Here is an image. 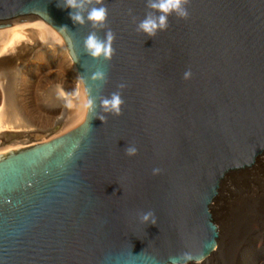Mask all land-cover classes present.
<instances>
[{
  "label": "water",
  "instance_id": "1",
  "mask_svg": "<svg viewBox=\"0 0 264 264\" xmlns=\"http://www.w3.org/2000/svg\"><path fill=\"white\" fill-rule=\"evenodd\" d=\"M104 3L96 31L114 34L109 60L87 54L94 29L64 0H0V27L40 18L66 40L96 103L68 131L0 153V264L202 260L217 250L209 206L221 180L264 151V0H189L187 18L173 12L155 36L137 30L160 15L148 0ZM114 92L121 115L101 106Z\"/></svg>",
  "mask_w": 264,
  "mask_h": 264
},
{
  "label": "bare ground",
  "instance_id": "2",
  "mask_svg": "<svg viewBox=\"0 0 264 264\" xmlns=\"http://www.w3.org/2000/svg\"><path fill=\"white\" fill-rule=\"evenodd\" d=\"M67 46L66 40L40 18L0 27V153H5V150L11 149L13 145L16 148L24 146L28 137H38L40 132H46L50 127L54 129L62 124L61 129L65 131L86 119L88 109L85 108V88L76 63L68 54ZM28 66L31 67L30 71L26 70ZM63 69L69 72L70 86L66 88L64 84L56 83L61 92L62 105L49 107L50 114L44 121H50L52 126L50 123V127L32 124L28 118L20 115L19 108L13 103L10 85H14L15 95H22L28 87V78L36 81L44 74ZM27 73L31 75L28 76ZM20 76L23 77L21 82L15 85V80ZM63 104L66 106L63 107ZM8 141H13V144L2 146ZM261 171H264V151L255 158L252 167H247L244 171L226 172L221 180L222 191L214 197L209 206L210 210H218L224 186L226 185L225 192H228L234 176L244 172L246 173L243 175L258 176ZM256 193L252 196H257ZM251 199L244 204L232 227L225 222L218 227L217 250H212L209 256L191 261L190 264H264V218H261L262 213L254 210ZM228 227L233 230L231 234L227 232ZM236 234L239 240L234 245L233 237Z\"/></svg>",
  "mask_w": 264,
  "mask_h": 264
},
{
  "label": "rangeland",
  "instance_id": "3",
  "mask_svg": "<svg viewBox=\"0 0 264 264\" xmlns=\"http://www.w3.org/2000/svg\"><path fill=\"white\" fill-rule=\"evenodd\" d=\"M28 69L30 71L31 67L28 66L26 70ZM68 73H69L68 71H65L63 69L62 71L51 72V73H48L47 75L44 74L36 81H34L33 79L30 80L31 78L30 77L28 78L29 80L28 87L26 88V91L23 92L22 95H19V94L15 95L14 85H10L11 98L13 96L12 98L13 103H15L17 105V108H19L18 110H19L20 115H22L24 118L25 117L28 118L29 122H31L32 124H37V125L43 124V125L49 126V123L51 124L50 121L44 122L46 121L45 118H47L48 114H50L49 107L56 106V105L57 106L62 105L61 92H59L60 90L57 88L56 83L64 84L66 88H69L70 86L69 77L70 76H68ZM21 78L23 77L20 76L15 80L16 81L15 85L16 83L21 82ZM56 78L57 79L59 78L58 79L59 81ZM65 106L66 104H63V107ZM69 112L67 113L70 114ZM50 126H52V124ZM62 127H63L62 124L59 125V127L54 128V129H51L50 127V129H48L46 132H40L41 135L38 137H28L27 138L28 140L24 143V146H21V147L17 146L16 148L15 145L11 146L13 144V141L5 142L2 146L10 145L12 147L11 149H20V148L35 144L37 142H41L42 140L45 141L51 137H54L58 134H61L71 129L69 128L65 131H62L61 129ZM6 151H8V149L5 150V152ZM253 164L254 162L248 167H252ZM244 173L236 175L232 178V181H230V184H229L228 192L227 191L225 192L226 185L224 186L223 193L220 197V200H221L220 207L218 208L217 211L210 210L211 214H214V219L218 227L224 224V222L225 224L226 223L230 224L232 227V225L235 222V218L239 216V212L242 210L244 204H246L251 198H252L251 201L253 202V205H254L253 208H255L254 210L262 213L263 216H261V218H264V195H262V193H264V171H261L260 173H258L259 174L258 176L243 175ZM221 186H222V182L219 188L220 192L218 193V195L222 191ZM255 192H257L256 194L261 195V196H258V195L252 196L253 193L255 195ZM257 216L258 214L256 215V217ZM231 227H228L227 229V232H230V234L233 231ZM233 239H234V245H235V243H237L239 240V237H237V234L235 235V237H233Z\"/></svg>",
  "mask_w": 264,
  "mask_h": 264
},
{
  "label": "clouds",
  "instance_id": "4",
  "mask_svg": "<svg viewBox=\"0 0 264 264\" xmlns=\"http://www.w3.org/2000/svg\"><path fill=\"white\" fill-rule=\"evenodd\" d=\"M85 3L91 4L92 0H64V7L71 8L73 11L69 13L74 23H79L81 25L86 22L91 24L92 29L88 36L84 39V48L88 55L93 58L103 57L105 60L111 59L115 49L112 47V42L114 40V34L111 29H108L105 34V39H101L97 35L99 29H103L107 25V6L104 0H95V4L98 6H93L87 12V16L81 14L78 9H82ZM189 0H148V7L157 10L160 15L156 16L153 14H148L145 19L141 20L137 26L138 31H142L148 36H155L158 31L166 30L168 28V18L173 12L176 13L179 18H187L188 11L186 5ZM131 11V10H130ZM191 70L185 71L184 79L191 78ZM105 74L103 72H96L92 79L94 80H105ZM121 89L125 87L124 84L119 86ZM124 100L121 97L120 92H114L111 94L110 98H104L101 101V106L104 113L121 115ZM85 108L90 111H95L96 103L95 98H88L85 104ZM100 120L106 119L105 115H99ZM126 154L129 156H134L137 154L138 149L135 146H128L126 149ZM160 172L159 168L153 169V174H158ZM153 213L147 212L144 214L143 219L148 220ZM185 261L193 260V257L185 253ZM171 264H179L178 260L175 258L171 259Z\"/></svg>",
  "mask_w": 264,
  "mask_h": 264
}]
</instances>
